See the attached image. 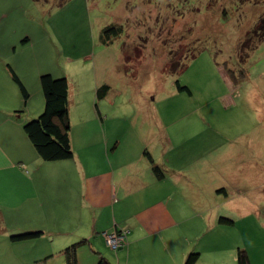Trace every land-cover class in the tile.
I'll use <instances>...</instances> for the list:
<instances>
[{
    "label": "crops",
    "instance_id": "crops-1",
    "mask_svg": "<svg viewBox=\"0 0 264 264\" xmlns=\"http://www.w3.org/2000/svg\"><path fill=\"white\" fill-rule=\"evenodd\" d=\"M7 21L0 14V264H66L63 250L75 243L77 264H184L193 252L194 264H238V250L264 264L261 111L263 121L187 117L186 108L160 118L140 104V119L113 124L115 94L95 107L91 71L46 65L24 50L34 38L19 44ZM45 73L69 84L71 159L43 161L23 129L44 109ZM33 231L42 235L10 239ZM113 231L126 232L124 248L106 245L102 234Z\"/></svg>",
    "mask_w": 264,
    "mask_h": 264
},
{
    "label": "rangeland",
    "instance_id": "rangeland-1",
    "mask_svg": "<svg viewBox=\"0 0 264 264\" xmlns=\"http://www.w3.org/2000/svg\"><path fill=\"white\" fill-rule=\"evenodd\" d=\"M236 8L234 0H0V14L10 15L19 44L34 38L26 52L51 67L60 60L59 69L71 75L89 70L97 87L109 86L107 96L115 95L95 104L109 103L113 124L140 119V104L155 105L160 118L186 108L187 117L263 121L264 45L240 47L259 12L250 5ZM112 24L122 25L123 34L104 46L99 32ZM235 60L247 74L237 86L229 72L236 71ZM170 61L182 69L171 72ZM176 82L190 94L178 91ZM120 104L129 105L127 112Z\"/></svg>",
    "mask_w": 264,
    "mask_h": 264
},
{
    "label": "trees",
    "instance_id": "trees-1",
    "mask_svg": "<svg viewBox=\"0 0 264 264\" xmlns=\"http://www.w3.org/2000/svg\"><path fill=\"white\" fill-rule=\"evenodd\" d=\"M234 5L237 7H244L245 5L253 6L259 12V16L251 30L245 35L246 38L242 44L241 49L249 48V44H254V49L260 45H264V0H234ZM223 23H226L227 20ZM123 34V26L120 24H112L103 27L99 32V42L104 46L111 45L115 40L119 39ZM252 48V49H253ZM250 48V51L252 50ZM249 54V53H248ZM247 57V55H246ZM239 62L235 60L236 71L233 72L229 69L231 74V81L233 86H237L247 77L245 68ZM169 69L171 72H177L182 69V65L174 64L170 61ZM11 70V69H10ZM12 79L18 86L23 101H27L29 94L18 76L11 70ZM40 85L44 98V109L42 113L35 119L29 120L24 123L23 129L28 139L33 145L38 156L45 162H55L61 160L71 159L73 151L69 139V117H68V105H69V84L65 76L58 78L53 77L49 73L42 74L40 76ZM176 88L178 91H184L190 94V90L186 86H180L176 82ZM110 92V88L107 85L97 87L95 90V99L101 100L107 97ZM96 107V104H95ZM155 172L161 177V170L157 166L154 167ZM224 222L230 223L231 221L224 220ZM42 235L40 231L25 232L12 236V241L33 240L39 238ZM80 243H75L63 250V255L66 259V264H77L76 249ZM198 254L193 252L189 254L184 264H194L197 260ZM238 264H249L246 253L242 250L237 252Z\"/></svg>",
    "mask_w": 264,
    "mask_h": 264
},
{
    "label": "built area",
    "instance_id": "built-area-1",
    "mask_svg": "<svg viewBox=\"0 0 264 264\" xmlns=\"http://www.w3.org/2000/svg\"><path fill=\"white\" fill-rule=\"evenodd\" d=\"M102 235L106 245L112 250H119L127 245L125 231H113L112 233H103Z\"/></svg>",
    "mask_w": 264,
    "mask_h": 264
}]
</instances>
